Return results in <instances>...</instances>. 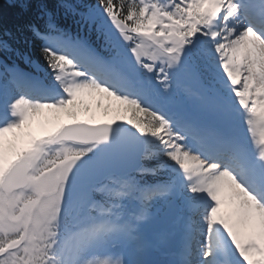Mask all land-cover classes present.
<instances>
[{
	"label": "snow or ice",
	"instance_id": "6c2138e0",
	"mask_svg": "<svg viewBox=\"0 0 264 264\" xmlns=\"http://www.w3.org/2000/svg\"><path fill=\"white\" fill-rule=\"evenodd\" d=\"M8 4L0 264H264V0Z\"/></svg>",
	"mask_w": 264,
	"mask_h": 264
},
{
	"label": "rangeland",
	"instance_id": "374dc122",
	"mask_svg": "<svg viewBox=\"0 0 264 264\" xmlns=\"http://www.w3.org/2000/svg\"><path fill=\"white\" fill-rule=\"evenodd\" d=\"M86 99L91 105L93 112H97L98 114H102L105 110L109 111V113L117 112V109L119 108L118 102L109 100L107 97L99 93L92 94ZM45 112L47 113V110H45Z\"/></svg>",
	"mask_w": 264,
	"mask_h": 264
},
{
	"label": "trees",
	"instance_id": "16d2710c",
	"mask_svg": "<svg viewBox=\"0 0 264 264\" xmlns=\"http://www.w3.org/2000/svg\"><path fill=\"white\" fill-rule=\"evenodd\" d=\"M17 8L10 7L5 0H0V11L4 12V10H9L10 12L14 11V14L17 13L15 10ZM10 18V16H9ZM5 21H8V18L5 19ZM13 23V22H12ZM15 23V22H14Z\"/></svg>",
	"mask_w": 264,
	"mask_h": 264
}]
</instances>
